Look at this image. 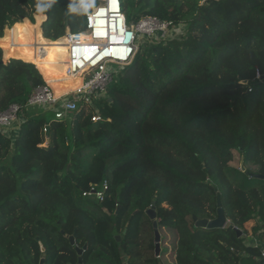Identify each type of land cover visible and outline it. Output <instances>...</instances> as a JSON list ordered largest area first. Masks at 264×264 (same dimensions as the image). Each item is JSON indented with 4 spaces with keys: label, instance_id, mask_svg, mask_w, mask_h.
Here are the masks:
<instances>
[{
    "label": "trees",
    "instance_id": "trees-1",
    "mask_svg": "<svg viewBox=\"0 0 264 264\" xmlns=\"http://www.w3.org/2000/svg\"><path fill=\"white\" fill-rule=\"evenodd\" d=\"M120 1L129 25L183 33L141 40L104 96L57 120L28 100L66 85L63 38L99 0H0V112L21 107L0 130V264H259L246 227L264 230V0ZM104 183V201L84 196ZM219 204L229 224L197 228Z\"/></svg>",
    "mask_w": 264,
    "mask_h": 264
},
{
    "label": "built area",
    "instance_id": "built-area-1",
    "mask_svg": "<svg viewBox=\"0 0 264 264\" xmlns=\"http://www.w3.org/2000/svg\"><path fill=\"white\" fill-rule=\"evenodd\" d=\"M177 29L173 22H162L153 17H144L129 25L120 0H99L98 5L86 13L85 29L79 33L67 32L63 38L68 43L69 51L66 74L68 77L79 76L81 82L78 87L56 96L46 82L33 91L28 106L42 107L52 111L55 119L63 120L78 111L80 102L91 104L93 99L106 94L114 79V66L123 68L129 65L141 39L164 41L177 34ZM258 78L261 76L258 75ZM20 112L21 107L17 104L0 112V130L13 129ZM107 189L104 183L102 189L100 186L92 187L84 196L102 202ZM260 260L264 264V249Z\"/></svg>",
    "mask_w": 264,
    "mask_h": 264
},
{
    "label": "water",
    "instance_id": "water-1",
    "mask_svg": "<svg viewBox=\"0 0 264 264\" xmlns=\"http://www.w3.org/2000/svg\"><path fill=\"white\" fill-rule=\"evenodd\" d=\"M45 16H46V22H47L49 20V17H50V7L47 8ZM5 63H6L5 59H3L1 61V65L5 64ZM242 84L246 85L247 82L244 81V82H242ZM241 167L243 168V171H245L242 162H241ZM253 176L255 178H258V179H264V177L260 176V175H253ZM147 214L150 217V219L154 222L153 226H154V229H155V244H156L155 255H156V257H159L160 251H161V247H160L161 236H160V233L158 231V223H157V220H156L155 208L152 206V208L147 210ZM193 220L195 222V226L197 228H201V229L225 228L229 224V221L227 220V218L225 216V213H224L223 208L221 207V204H219V208H218V213H217V218L216 219H214V220H206V219L205 220H199L196 216H193ZM234 230L236 231L238 236H242V232L240 230H238L237 228H234ZM76 237H77V233H75L73 236L69 237V241H70V244L72 246L75 245ZM117 240H120V237H118ZM42 250L44 251V249H42ZM83 251L84 250H80V249L77 248V252H78V254L80 256L82 255ZM43 263H44V260L41 261V264H43ZM79 264H82V259L81 258L79 259Z\"/></svg>",
    "mask_w": 264,
    "mask_h": 264
},
{
    "label": "rangeland",
    "instance_id": "rangeland-1",
    "mask_svg": "<svg viewBox=\"0 0 264 264\" xmlns=\"http://www.w3.org/2000/svg\"><path fill=\"white\" fill-rule=\"evenodd\" d=\"M39 15H43V16H45V13H44V11L42 10V9H40L39 10V13H38ZM35 21H36V19H35ZM46 23V21L42 24V26L44 25ZM8 29H11V28H8ZM7 30V28L5 29V31ZM178 30V29H177ZM5 31H4V34H5ZM183 27H181V28H179V30H178V32H177V34L179 35V34H182L183 32ZM141 40H147V39H145V38H143V39H141ZM151 41V40H150ZM157 41H159V40H157ZM153 42H155V41H153ZM1 48V47H0ZM2 49V48H1ZM3 58H4V53H3ZM5 59V58H4ZM5 61L6 62H8L9 60H6L5 59ZM37 64H38V62H36ZM39 66V65H38ZM61 68H62V76H63V70L65 71V66H64V62H63V64H62V66H61ZM119 68V67H118ZM117 68V66H114V69H116V70H122V68H119L118 69ZM66 81V83H68V81L67 80H65ZM49 85H51L50 83H49ZM76 85V82H72V86L74 87ZM52 86V85H51ZM53 87V86H52ZM54 88H56V90L57 91H64V89H65V86H63V85H60V86H54ZM37 109V108H36ZM45 111H48V110H46L45 109ZM51 113H52V111H50ZM231 165L232 166H234V167H238L239 166V155L237 154V153H235V155H234V160H233V162L231 163ZM163 234H164V236H168V238H170V239H173V236H172V234L170 233V232H168L167 230H164L163 231ZM167 248L168 249H170L171 248V243H168L167 244V246H166V248L164 247V250H167ZM168 260H170V259H168ZM168 260H167V262H168Z\"/></svg>",
    "mask_w": 264,
    "mask_h": 264
},
{
    "label": "bare ground",
    "instance_id": "bare-ground-1",
    "mask_svg": "<svg viewBox=\"0 0 264 264\" xmlns=\"http://www.w3.org/2000/svg\"><path fill=\"white\" fill-rule=\"evenodd\" d=\"M45 21H46V16H45ZM44 21V22H45ZM26 22H29V21H26ZM43 22V23H44ZM42 23V24H43ZM42 24H41V32H42ZM66 56H65V59H64V66H65V71L63 70V76L66 78V80L68 81V83H66V85L63 84V86H65V89L64 91H57L56 88L52 87L51 88L53 89L54 93L56 96H61V95H64V94H67L69 92H72L74 91L78 85L80 84L81 80L79 79V76H74V77H68V75L66 74V67H67V63H68V58H69V51H68V47L66 49ZM76 82V85L73 87L72 86V82Z\"/></svg>",
    "mask_w": 264,
    "mask_h": 264
},
{
    "label": "crops",
    "instance_id": "crops-1",
    "mask_svg": "<svg viewBox=\"0 0 264 264\" xmlns=\"http://www.w3.org/2000/svg\"><path fill=\"white\" fill-rule=\"evenodd\" d=\"M255 222H252L247 225L246 229L248 230V234L246 235V243L249 246H264V230L261 231V235H253L251 233V229L253 228ZM259 264H262L261 260H259Z\"/></svg>",
    "mask_w": 264,
    "mask_h": 264
}]
</instances>
